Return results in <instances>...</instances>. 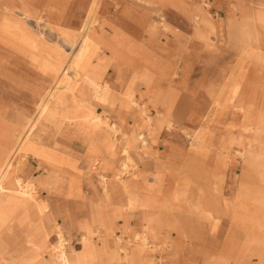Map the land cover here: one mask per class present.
I'll return each instance as SVG.
<instances>
[{
  "label": "crops",
  "instance_id": "1",
  "mask_svg": "<svg viewBox=\"0 0 264 264\" xmlns=\"http://www.w3.org/2000/svg\"><path fill=\"white\" fill-rule=\"evenodd\" d=\"M31 1H34L33 4ZM52 1L54 0H0V23L5 19L16 21L17 19L15 16L27 12L31 13V15L22 16L23 18L21 20L23 22L21 23L29 30L32 28V21H42L51 29L50 23L52 19L60 21L62 26L70 29L71 32H73L74 29L78 30L82 26L87 11V7L84 8L83 6L84 3L89 0H55L57 1L55 4H58V8L55 10L51 8L53 7ZM149 1L150 2H144L143 0H103L99 8L98 21L95 25L99 41L105 38L109 45L118 48L133 61L131 66L135 72H139L140 74V77L133 84L134 95L137 91L136 86L138 81L144 80L146 83H149L157 77L169 75L175 68L183 70L188 67L185 61L184 66H181L180 62L178 63V67L176 66L180 58L167 60L163 57H154L152 53L149 52L148 47L151 48L152 46L149 45L147 41L148 33L149 30L155 32L159 27L158 15L164 18V12L166 13V11L171 10L185 16L187 19L182 22L186 24L192 20L194 31L198 38L202 41H212L202 37V33L205 32L209 34V38H213L215 45L223 35L221 31L219 32L218 28L227 26L225 22H222L223 19H215L213 21V19L209 17L207 9L201 6L198 0ZM215 2L217 6H219L222 1L215 0ZM115 11H118V17L113 13ZM236 11L239 12L238 9H236ZM195 14H201L205 18L211 19L217 32H210L202 22L198 21ZM238 17H240V15ZM229 27L228 25V28ZM53 31L66 41L62 34V30L55 29ZM176 32L173 33L174 36H177L175 34ZM213 35L215 36L213 37ZM10 36L11 35L0 29V44L10 43L12 40ZM37 38L40 48L44 50L45 56L48 59L58 64L65 63L67 56L66 59L62 61L63 55L60 49L56 48V46L49 45L43 35ZM260 39L264 44V35H262ZM174 41L177 42L176 40ZM175 42L173 46H175ZM195 43V41L191 40L187 43V46L190 49ZM105 48L106 47H104L103 52H100L99 57L103 59L102 62L105 66L104 79L111 83L116 94L121 97L123 96L122 88L117 79L119 71L118 68L114 66L117 59L111 55V51L108 48ZM179 48H182V45H180ZM3 54L10 57L16 54L19 58L31 60V57L28 55L17 53L16 51H7L3 52ZM111 65L114 66L117 72L116 78H108L109 67ZM71 75H74V73H71ZM42 77L43 75L37 71L33 81L41 82ZM25 80L30 81L29 79ZM83 84L82 89L85 91L84 99L92 101L94 105L92 104L91 107L98 113L96 111V106L97 104H102V102L100 103L99 100L97 101L94 83L92 81H87ZM16 87L24 94L26 105H23L22 109L18 112V120L12 130L11 140L9 144L5 146L7 148L5 149L3 147L5 150H0L1 152L6 151L7 156L15 149L18 140L16 134H20L23 131V133H25L27 129L26 126L28 121L25 115V108L31 104L30 91L19 87L17 84ZM155 89V94H157L159 90H164L161 87ZM152 104L158 111V105L156 103ZM111 107L112 110L105 107V112L102 113L104 119L110 122V126L105 124L96 125L90 121L93 127L92 130L89 131L80 125V121H76L74 124L63 121L61 126L56 131H52V134H48V136H45V132L49 129L46 125H38L29 137H27L26 134L24 139L25 145L15 159L18 161V164L21 165L24 161V157L35 158L39 164L38 166L44 167L47 173L38 178L37 184H35L33 190L37 187L44 186L50 190V194L48 196H42L39 191L35 193L38 199L45 202L47 205L45 212L39 210L38 202L34 199L31 201L28 197L26 201H22L18 196L19 193H8L0 198V207H5L9 204L18 205L19 208L16 211V215L21 212H27L23 219L17 220L13 219L14 215L12 214L7 219L8 227L2 229L0 233L1 237L7 232L17 230L16 232L20 233L19 230H25V233L22 232L23 236L19 239L20 241L15 239L17 244H21V246H19V248L18 246L16 247V253L12 255L13 262L11 264H52L58 251H54V248L47 245V242L53 243L51 242V233L54 229H57L58 226L63 228L66 231V235L71 239L76 235H80L82 238L85 234V228L88 229L87 232L90 237L89 243H84L80 249L74 247L78 253L82 251L88 252L89 249H91V239L95 245H97V242L94 240V235L101 233L102 239L99 240L100 244L98 245L102 254L101 264L124 263L125 256L122 254L123 251H120V248H122L120 242L115 241L114 244L110 242L112 233L117 229H122L125 233L135 237L142 231H146L149 244L151 243L150 237L154 236L156 241L154 245H157V248L160 250V257L162 252L165 251L174 258V261H172L173 264H197L202 255L205 256L208 264H221L220 256L224 255H226L230 264H252L249 262V258L257 254L255 246H251L243 253L240 244L243 237L254 234L257 229L256 217H254L253 214H249L248 218H244L239 214L235 215L231 210L230 214L222 213L207 219L206 214L199 213L195 215L190 211H183L182 215H180L179 212H174L171 216L169 213L165 217L162 215V217L158 214L160 212L158 210V203L160 197L165 196L162 194L160 186L164 180L163 171L167 167H160L159 164L156 167L155 180L153 182L146 181L148 184L146 189L155 191L152 196H148V193L141 194L139 191L136 193L130 191L128 181L123 179L124 173L126 172L125 167L129 168V152L135 150L133 152L140 158H142V155L145 153H150L151 148H144L143 144L145 143L142 144L143 140L140 139L139 134L143 132L145 136L147 135L146 138L149 139L150 137L152 141H154L157 138L156 131L158 128L154 129V131L152 130L150 133L149 131L147 132L146 130L137 128L134 120V124L131 125V131H125L122 126L123 123L121 124V120L127 112H129V115L134 119L135 109L137 107H120L118 102L113 103ZM113 123L116 125L115 128L111 126ZM117 131L119 133H116ZM259 131L254 133L253 139L251 140L254 142L252 146H256L254 148L255 150L264 148V143L260 139ZM57 134L67 137L70 140L74 138V141L77 140L85 143L86 150L83 155L84 169L91 170L96 168L97 175L99 176L98 182H90L92 188L91 193L86 194L84 192L82 181L78 178L82 174L79 167L80 158L69 151L72 149L63 146L62 143L58 141ZM148 139L145 140L147 141L145 147L150 145ZM196 139L197 136L193 139V142L197 141L198 144H204L202 137L199 139L200 141ZM245 141L249 144L248 138H246ZM127 142H133V144L126 151L125 145ZM140 142L142 144L141 147ZM156 155L159 156L158 153ZM161 157L160 155L159 158L161 159ZM254 157L255 153L252 154L247 163H243L242 161L241 172L233 178L236 190L239 188L248 189L253 194L252 196L254 199L247 200L252 206L260 203V200L264 203V164L260 166L255 164V162L259 161L263 163L264 156L260 159H255ZM171 159L175 162L174 157H171ZM156 160L158 161L157 158ZM173 168H178L174 171L178 174L177 180L179 185H188L189 193L186 198L175 200L176 188L171 198L166 196V200L172 205H174V202L179 203L178 205H183L190 201L191 196H195L194 193L197 184L199 187V196L201 195L200 190L206 194L210 189H217L220 184L223 185L228 167H212V171L209 174L206 172V167ZM170 170L176 175L172 169ZM215 171H218L220 174L218 179L216 178ZM195 173H199V175ZM259 179L263 182H259ZM98 184H100V186ZM156 185L159 187L158 192L155 189ZM11 188L15 189L16 186L12 184ZM236 190L235 194L230 197H225L224 194L222 195L220 192L218 194L217 192L215 194L216 203L218 201L221 205L228 204L230 206L242 203L243 199L236 195ZM73 202L75 205L70 206L69 203ZM142 211H148L149 214L143 216ZM134 213L137 214L135 222L132 220L135 217ZM59 217H63L64 221L62 223L58 222ZM121 218L124 219L122 224L119 223V219ZM145 218H149V220L146 222ZM211 219H213L214 222L212 225H209L208 221ZM161 232H164V234L162 235ZM171 233L175 235L173 236ZM182 236H185V238H182ZM160 237H162L163 241L159 240ZM137 240L139 244L141 243L140 249L142 245V251H146L149 244L144 248L142 241L139 240V238ZM165 242L166 248L161 250V245ZM0 243L2 244V242ZM38 253H42L43 255L42 261L34 262L29 260V258ZM206 253H208L207 257L205 255ZM160 257L155 258L156 260H154V262H157ZM132 258L135 263H139L142 260V264H146L148 261L145 252L142 256L135 253L132 255ZM261 261V259H258L255 264H264L260 263ZM168 264H172L170 260Z\"/></svg>",
  "mask_w": 264,
  "mask_h": 264
},
{
  "label": "rangeland",
  "instance_id": "2",
  "mask_svg": "<svg viewBox=\"0 0 264 264\" xmlns=\"http://www.w3.org/2000/svg\"><path fill=\"white\" fill-rule=\"evenodd\" d=\"M221 1V4L217 6L215 0H198L199 4L207 9V13L213 21L215 19H223L222 22L227 24L226 27L222 26L218 28L219 32L221 31L227 38L228 25L230 23L228 18H237L240 15L234 6L235 2L238 3L241 11L248 10L251 6L248 2H243L242 0ZM52 2L53 7L51 8L54 10L57 9L58 4H55L57 1L54 0ZM113 13H115L116 17L119 16L118 11ZM164 16V22L169 23L171 28H176L175 30L177 32L175 34L177 36H174V32L163 28L158 15L159 27L155 32L149 30L148 33L147 41L148 44L152 46L151 48L148 47V50L154 57H163L167 60L180 58L176 66L178 67L179 62L181 66H184L185 61L188 67L183 70L175 68L169 75L157 77L149 83H146L144 80L138 81L135 96L139 103L147 105L148 114L155 116L158 111L150 101V96L147 92H154V90H156L155 88L161 87L164 89L161 91L165 92L164 103L172 108L170 111L174 122L171 127L165 125L163 128H159L156 131L157 138L154 141H152L150 137L149 139L147 138L150 144L148 147H145L147 141H142V144L145 142V144H143L145 149L151 148L150 153H143V157L140 158L133 152L135 150L129 152V168L125 167L126 172L124 173L123 179L128 181V186L132 193L139 191L141 194L148 193V196H152L155 191L146 189L148 185L146 181L153 182L155 180V171L158 164L160 167H167L163 171L164 180L160 186L161 192L165 196H161L158 203V210L162 213L159 212L158 214L165 217L169 213L173 214L177 212V208L175 207L179 204L174 202V205H172L166 200V196L171 198L176 188H179V182L177 180L178 174L174 171L178 168L173 167H206L207 174L212 171V167H228L222 191L225 197H230L235 194L236 188L233 183V178L241 172L243 163L240 157L234 152H232L229 157L225 155L222 139L227 137L230 133H239V125L245 123L243 118H250L257 121V125L260 128V139L264 143V59L259 55L251 56L245 67V73L242 74V68H240L241 61L232 46L227 44V39L226 43L216 48L213 39H210L212 41L209 42L202 41L196 36L192 20L185 24L182 21L187 18L171 10L166 11V13L164 12ZM31 26L32 34L38 37L43 35L49 45L56 46V48L62 51V61L65 60L67 56V60L63 63V66H66V68H68L67 71L73 74L75 71L70 65H72L74 59L78 58L80 55L79 49L82 40L81 29H74L75 43L71 45L53 31L55 29L58 30L57 28L50 29V27L42 21H32ZM258 27L262 26L258 25ZM65 35L66 37H64L66 40L69 35ZM214 36L215 35H213V37ZM191 40L196 43L189 49L187 43ZM174 42L175 46H173ZM180 45H182V48L184 47L183 50L179 48ZM7 51L6 44H0V148L9 144L12 130L18 120V112L22 109L23 105H26L24 94L16 87V84L25 79L33 81L34 75L37 73L35 65L31 63L30 59L19 58L16 54H13V56L11 55V57L5 56L3 52ZM116 73L114 66L111 65L109 67L108 78H116ZM235 74H242L244 79V84L239 89L237 103L243 101H245V103L251 102L250 108H248L247 111L238 108L230 99V77ZM59 86L62 87L65 86V84L60 82ZM95 93L97 95L96 90ZM202 106L205 108L204 111H201ZM96 111L101 114L104 113L105 106L103 104H97ZM138 119L145 123L146 116L141 110L138 114ZM122 123L124 130L130 132L132 128L131 125L134 124V119L129 115V112L125 113L121 120V124ZM235 124L238 125L235 127ZM204 127L207 128V130H205L207 135H210L208 130L212 132L211 137L214 141L213 146H209V144H198L197 141L193 142V139L198 136V132L204 130ZM50 128L45 132V136L53 133ZM116 133L119 132L117 131ZM57 139L63 146L72 149L69 151L73 155L80 157L79 167L82 174L78 178L82 181L84 192L86 194L91 193L92 188L90 182H98L99 176L97 175L96 168L91 170L84 169L83 154L86 150L85 143L77 140L74 141V138L70 140L59 134H57ZM244 139L246 140V138ZM142 144L140 142V147ZM157 153L159 156H162L161 159L156 155ZM171 157H174L175 162H173ZM23 160L20 169L24 179H35L37 182L40 176L47 173L44 167L38 166L39 164L35 158L24 157ZM255 164L260 166L264 164V162L262 163V161H259L255 162ZM170 169H172L177 176L173 174ZM195 174L199 175V173ZM98 185L100 186V184ZM155 189L157 192L159 191L158 185H156ZM32 191L35 193L39 191L42 196H48L50 194V190L44 186L37 187ZM69 205L74 206L75 203H69ZM134 214L135 217L132 219L133 222L136 221L137 216L136 213ZM142 214L143 216L145 214L148 215L149 212L142 211ZM145 219L146 222L149 220V218ZM123 220L122 218L119 219V223L122 224L124 222ZM63 221V217H59L58 222L62 223ZM60 228L61 227L58 226L57 229H54L51 233V242L54 244L58 241ZM16 231L7 232L0 237V242L3 244L0 248L1 256L3 257L2 260L0 259V264H11L13 262L12 255L16 253V247L18 246L19 248V246H21V244H17L16 240L20 241L19 239L23 236L22 232L25 233V230H19L20 233ZM161 234L163 235L164 232H161ZM171 234L173 236L175 235L173 233ZM183 237L185 238V236H182V238ZM68 238L70 239L71 245L77 249H80L85 242L80 235H76L72 239L70 237ZM100 239H102L101 233L94 235V240L97 242V245L100 244ZM137 239L135 236L125 233L122 229H117L112 233L110 242L111 244H114L115 241L120 242V246L122 247L120 251H123L122 254L125 256L124 263L122 264H142V260L139 263H135L132 255L138 253L139 256H142L144 252L145 256L148 258L146 264H155V258L160 257V250L157 248V245H154L156 242L154 236L150 237L151 243L148 245L146 251H142V245L140 249L141 243L139 244ZM159 240L163 241L162 237H160ZM161 248V250H163L166 248V245L164 247L161 245ZM205 255L207 257L208 253ZM206 260L205 256L202 255L197 264H208ZM257 261L258 256H250V263L255 264ZM260 263H264V261L262 260Z\"/></svg>",
  "mask_w": 264,
  "mask_h": 264
},
{
  "label": "bare ground",
  "instance_id": "3",
  "mask_svg": "<svg viewBox=\"0 0 264 264\" xmlns=\"http://www.w3.org/2000/svg\"><path fill=\"white\" fill-rule=\"evenodd\" d=\"M143 1L150 2L149 0ZM242 1L248 2L252 8L250 7L251 9L249 8L248 10L241 11L239 9L238 3L235 2L234 6L239 10L240 17L228 18L230 27L228 29L227 38L223 34L222 37L220 36L221 39H219V41L217 40L218 43L215 46L216 48H219L220 45L226 43L227 39V44H230L232 46L233 50L241 61L240 68H242L241 73L243 74L245 73V67L249 62L251 56L259 55L264 59V44L260 39L261 36L264 35V1ZM102 3L103 0H89L88 2L84 3L83 7H87V11L85 13L86 15L83 19L82 26L80 27L82 32L81 46L79 49L80 55L78 58L74 59L72 65H70L71 68H73L75 71L74 75H71V73L67 71L68 68H66V66H63V64H58L48 59L45 56L44 50L40 48L37 38L38 36L35 37L36 35H32L31 30L22 25V16H29L31 15V13L23 12L24 14L15 16V18L17 19L16 21L5 19L0 23V29H2V31H4L5 33L11 35L10 37L12 38L10 43H5L6 49L8 51L23 53L24 55H28L29 57H31V63L34 64L37 71H39L40 74L43 75L41 82H37L35 80H24L19 83L17 82V85L19 87L30 91L31 104L25 108V115L27 116L28 121V124L26 126L27 129L25 133H23V131L20 134H16L18 140L15 149L11 151L8 156L6 151H2L4 153L0 151V198L7 195L8 193H19L18 196L22 201H26L28 197L31 199V201L33 199L36 200L41 212H45V210L47 209V205L45 204V202L40 201L35 192L32 191L33 188H35V184H37L36 180H25L23 175L21 174V165H19L18 161H16L15 159L17 154L21 151V149H23L25 145L24 139L26 134L27 137H29L32 132L38 127V125H46L49 128L51 127V131H56L61 126L63 121H68L71 124H74V122L76 121H80V125L84 129L89 131L92 130L93 127L91 122L95 123L96 125L105 124L107 126H110V122H108V120H105L102 114L96 113L92 109V101H87L86 99H84L85 91L82 89V85H84V82L92 81L94 83V88L97 91V101L99 100L100 103L102 102L105 107L111 110V105H113V103L115 102H118L120 107H137L134 114L135 125L137 128L146 130L147 132L149 131L151 133V131H154V129L156 128H163L165 125H168L170 127L172 126L174 122L170 111L172 108L164 103L165 92H162L160 90L157 91V94H155V91L147 92V94L150 96V101L152 103H156L159 108L155 116H151L150 114H148L147 105L139 103L134 95L133 84L140 77V74L139 72H135V70L131 66V64L133 63L131 58L125 53L121 52L118 48L109 45L105 38H102L100 41L98 40L96 34L97 29L95 25L98 21L97 15ZM195 16L198 18L199 22H202L204 26L209 29L210 32H217V29L215 28V25L211 19H207L201 14H195ZM160 20L163 28L172 32H176L175 27V29H173L170 27L169 23L164 22L165 17H160ZM258 25H261L262 27H258ZM50 26L53 29L57 28L58 30H62V34L65 37V34H68L69 37L66 38V41L71 45L75 43L74 31L71 32L70 29H65L60 21L52 19ZM208 35L209 34L205 32L202 33L203 38L213 39L209 38ZM104 47L108 48L111 51V55L117 59V62L114 64V66L117 67L119 71V76L117 77V79L120 82L122 88L123 96L121 97L116 94L115 89L113 88L111 83L104 79L105 66L102 62L103 59L99 58L100 52H103ZM242 74H235L231 75L230 77V99L236 104L238 108L243 111H247L248 108H250L251 102L245 103V101H243L241 103H237L239 89L244 84ZM60 82L64 83L65 86L60 87ZM140 110L146 116L145 123L141 122V120L138 119ZM204 110L205 108L202 106L201 111ZM243 120L245 121V123L239 125V133L233 132L228 134L227 137H224L222 139V144L226 156L229 157L231 153L234 152L241 157L243 163H247V161H249V158L254 153L255 159H260L262 156H264V148L255 150L254 148L256 146H252L254 142L251 140L253 139L254 133L260 130L256 121L250 118H243ZM111 126L112 128L116 127L115 123L111 124ZM234 126L236 127V124ZM203 129L204 130H200L198 132V141H200L199 139L202 137V141L204 144L213 146L214 141L211 137L212 132L208 130L210 135H207L205 133V130H207V128L204 127ZM139 137L143 141L147 140L143 132H140ZM244 138L249 139V144H247ZM132 144L133 142H127V144L125 145V150L127 151ZM4 148L6 149L7 147L4 146ZM0 149L5 150L3 149V147ZM215 173L216 178L218 179L220 174L218 171H215ZM259 182L262 183L263 181L259 179ZM12 184L16 186L15 189L11 188ZM188 187L189 186L186 184H180L175 193V200H182L186 198L189 193ZM222 188L223 185L220 184L217 189H210V191L206 194L202 192V190H200L201 195L199 196V187L197 184L194 193L195 196H191L190 201H188L187 203L178 205L177 212H179L180 215H182L183 211H190L195 215L203 213L206 214L207 219H209V217L212 218L214 215L222 213L230 214L231 210L235 215L239 214L244 218H248L249 214H253L254 217H256L257 229L254 234L243 237L241 239L240 246L243 253H245V250H248L251 246L254 245L255 250L257 251L256 256H258V259L264 261V203L260 200V203L253 206L250 205L247 200L254 199L252 196L253 194L248 189L239 188L238 190H236V195L242 197V203L234 204L233 206H230L228 204L221 205L218 203V201L216 203L215 194L217 192L218 194L219 192L220 194H223ZM18 208V205L16 206L12 204H9L5 207H0V233L2 232V229L8 227L7 219L12 214L14 215L13 219L15 220L23 219L26 216V211L18 213V215H16V211ZM171 215L172 213H170V216ZM213 222L214 220L211 219L208 221V224L212 225ZM87 231L88 229L85 228V234L82 236L85 244L89 243L90 238ZM136 238H139L142 241L144 248H146V245L149 244V239L147 237L146 231H142L141 233L137 234ZM90 242L92 243V245L91 249H89L88 252L82 251L78 253L77 250L74 249V246L71 245L70 239L66 235V231L63 228H60L57 243L54 244L47 242V245L52 246L54 248V251H58L52 261L53 264H101L102 254L99 250V246L95 245L92 239L90 240ZM165 244L166 242L163 245L165 246ZM0 259H3V257L1 256V249ZM173 259L174 258H172L171 255L163 251L160 259L157 262L155 261V264H168L169 260L173 264ZM220 259L221 264H230L226 255L220 256ZM29 260L34 262L42 261L43 255L42 253H38L29 258Z\"/></svg>",
  "mask_w": 264,
  "mask_h": 264
}]
</instances>
